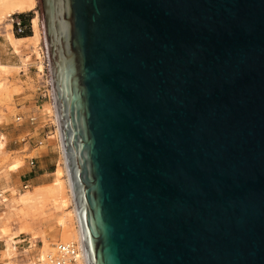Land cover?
Returning <instances> with one entry per match:
<instances>
[{"label": "water", "instance_id": "water-1", "mask_svg": "<svg viewBox=\"0 0 264 264\" xmlns=\"http://www.w3.org/2000/svg\"><path fill=\"white\" fill-rule=\"evenodd\" d=\"M88 264H264V0H40Z\"/></svg>", "mask_w": 264, "mask_h": 264}, {"label": "rangeland", "instance_id": "rangeland-1", "mask_svg": "<svg viewBox=\"0 0 264 264\" xmlns=\"http://www.w3.org/2000/svg\"><path fill=\"white\" fill-rule=\"evenodd\" d=\"M34 1L35 10L30 13L33 15L32 18L38 17L40 40L37 46L29 39L32 32L29 37L17 38L12 31V20H10L12 18L0 15L1 24L11 31V39L18 41L12 51L7 52V55L15 56L16 61L9 62L4 60L5 58H0V64L7 66V69L0 74V138L4 139L6 145L0 152V235L8 237V240L12 241L14 235L11 230H16L18 226L23 229L20 233L21 236L26 235L21 237V242L17 244V254L9 264H26L29 260L30 264H34L38 252L43 249L42 237H51L56 244L60 241H70L71 238L73 240L75 236V224L70 213L75 204L61 145L50 70L48 63L44 62L41 56L40 47L43 46L44 41L46 43L43 13L40 0ZM40 23L44 27L43 35L40 31ZM21 62H24L26 67L16 70L15 67L20 66ZM11 72L19 74L21 79L18 80L19 86L7 79L8 73ZM28 81H30L28 87L23 86ZM14 94L18 95L17 98ZM30 117H34V121H30ZM39 141H42L41 145H38ZM22 146L23 150H21ZM31 147L37 148L42 153L34 155L32 150L29 152ZM60 154L64 173L62 172L61 175L59 169L57 172L61 175L60 178L63 182L62 191L57 188L56 190L52 185V173L45 175L43 179L39 180L40 184L34 186L50 184L34 188L30 178L39 177L44 170L51 169L49 162L54 165ZM32 157L35 158L33 167L29 165V158ZM22 167H26L30 171L23 174ZM7 175L9 179H7ZM24 183L29 185L27 190L23 189ZM24 192L38 194L39 203L20 205L17 200L19 194ZM53 200L56 201V204L61 202L65 206L62 211L56 209L52 204ZM60 223L65 225L61 227ZM28 225L32 227V231ZM65 226L67 227L65 228ZM63 232L70 233V237L63 238ZM29 233H33L31 241L27 236ZM11 255L12 250L7 246L5 257Z\"/></svg>", "mask_w": 264, "mask_h": 264}, {"label": "bare ground", "instance_id": "bare-ground-1", "mask_svg": "<svg viewBox=\"0 0 264 264\" xmlns=\"http://www.w3.org/2000/svg\"><path fill=\"white\" fill-rule=\"evenodd\" d=\"M34 10H35V1L34 0H0V15L3 16V17H5V18H13L12 15H14V14L33 12ZM10 20H12V19H10ZM30 21H31V29H32L31 32H32V36L29 39L33 42V44L35 46H37V45H39V40H40L39 39V34H38V17H33ZM11 25H12V22H11ZM39 27H40V31H41V33L43 35L44 34L43 24L40 23ZM10 32L11 31L6 30V29H2L1 32H0L1 33L0 34V38H1V40H0V50L1 51L3 50L5 52V54H6L4 57L2 56L3 57L2 59L5 58L4 60H6V58H8L7 57L8 56L7 55V52L8 51H12V48L18 42V41H15V40H12L11 39ZM44 43H45V41H44ZM24 67H26L25 63L24 62H21L20 63V66H16L15 68H16V70L17 69L19 70L20 68H24ZM5 69H7V66L0 64V74H2L5 71ZM0 91H1V89H0ZM55 111H56V109H55ZM56 115H57V113H56ZM57 121H58V116H57ZM58 126H59V123H58ZM59 133H60V128H59ZM60 139H61V145H62V150H63L61 133H60ZM4 146H5V141L1 137L0 138V152L4 148ZM63 154H64V150H63ZM65 163H66V160H65ZM66 168H67L69 182H70V188H71V192H72L73 199H74V204H75V207H73V209H72V211L70 213H71V217L73 218V221H74V224H75V227H74L75 228L74 229V235L75 236H74V239L73 240H76L78 237H81V231H82V229H81V224H80V220H79V216H78V211H77V207H76V202H75V198H74V193H73V189H72V184H71V180H70V176H69V170H68L67 163H66ZM56 187H57L58 190H61L62 191L63 186H62L61 181H57L56 182ZM28 188H26L24 190H27ZM58 193H60V191ZM17 202L20 205H22V206H26L29 203L32 204V202L33 203H39V197L36 196V195H34L33 193L24 192V193L19 194V197H18ZM63 207H65V206H63L61 204V202H59L56 205V209L57 210H60V211L63 210ZM63 223H64V221H63ZM64 225L60 223V226L61 227L64 226ZM66 227L67 226H65V228ZM66 232L65 233L63 232L62 233L63 234V236H62L63 238L70 237V233H66ZM69 232H71V231H69ZM71 240H72V238H71ZM41 242L43 244V249L40 252H38L39 254H38L37 259H36V261H35L34 264H48L47 263L48 254H50L54 250L55 244H54V242H53V240H52L51 237H42L41 238ZM8 254H9V252L7 253V255Z\"/></svg>", "mask_w": 264, "mask_h": 264}, {"label": "crops", "instance_id": "crops-1", "mask_svg": "<svg viewBox=\"0 0 264 264\" xmlns=\"http://www.w3.org/2000/svg\"><path fill=\"white\" fill-rule=\"evenodd\" d=\"M2 22H0V29H6V30H8L7 28L8 27H6V26H3L2 24H1ZM6 54H5V52L2 50V51H0V58L2 59L4 56H5ZM3 56V57H2ZM8 57V60H7V58H6V61H9V62H12V61H16V57L15 56H7ZM7 79H9L10 80V82L11 83H13V84H15V85H17V86H19V82H18V80L20 81L21 79H20V77H19V74H15L14 72H11V73H8V75H7ZM30 84V81H28V82H26V83H24L23 84V86H25V87H28V85ZM14 96L17 98V94H14ZM5 140H6V138H5ZM6 146V145H5ZM21 150H23V146L21 147ZM31 150L33 151V153H34V155H40L42 152L40 151V150H38L37 148H33V147H31V149L29 150V152H31ZM61 160H62V156H61V154H60V157L55 161V164L53 165V163H51V162H49V165H51V169H49V170H44L41 174H40V176L39 177H37V176H33L32 178H30V181H32V183H33V186L34 185H38V184H40V183H38L39 182V180L40 179H43L44 177H45V175H48L49 173H52V180H51V183H52V185L55 187V189L57 188L56 187V182L57 181H61V175H62V172H63V168H64V166H63V160H62V162H61ZM58 164H59V166H58ZM63 166V167H62ZM55 168V169H54ZM22 169V171H23V174H25V173H28L30 170L28 169V168H26V167H22L21 168ZM60 170L61 171V175H59L58 174V172H57V170ZM63 169V170H62ZM54 170V171H53ZM53 171V172H52ZM64 173V172H63ZM7 179H9V176L7 175ZM3 180H5V179H3ZM61 183H62V186H63V182L61 181ZM48 184H50V183H48ZM48 184H45V185H41V186H34V188H40V187H42V186H46V185H48ZM34 195H36V193H34ZM37 196V195H36ZM31 203H29L28 205H30ZM32 204L34 205V203L32 202ZM35 204H38V203H35ZM52 204L56 207V201L55 200H53L52 201ZM28 228L32 231V227L30 226V225H28ZM23 231V229H22V227L21 226H18L17 227V229L16 230H11V233L14 235V237H13V240L11 241V240H8V237H6V236H1L0 235V264H9L10 263V261L12 260V258H14L15 256H16V254H17V244H19V242H21V240H22V236H26V235H22L21 236V232ZM41 233V232H40ZM36 235H37V233H35ZM27 236H29V241H31V239H32V236H33V233L32 234H27ZM46 237V236H45ZM48 237V236H47ZM14 241H16V242H14ZM9 247V249L10 250H12V255L10 256V257H5V249H6V247ZM24 252H27V251H24ZM30 260H29V262L28 263H26V264H30Z\"/></svg>", "mask_w": 264, "mask_h": 264}, {"label": "built area", "instance_id": "built-area-1", "mask_svg": "<svg viewBox=\"0 0 264 264\" xmlns=\"http://www.w3.org/2000/svg\"><path fill=\"white\" fill-rule=\"evenodd\" d=\"M12 31L14 34H24L27 31H31V23L25 24L18 14L12 16ZM43 48V49H42ZM42 53V59L49 65V55L47 43H44L40 47ZM34 117H30V121H34ZM42 141L38 142L41 145ZM35 158H29V165L34 166ZM27 183L23 184V189L28 188ZM48 264H88V259L85 251V246L82 237H78L76 240L60 241L55 244L53 252L48 254Z\"/></svg>", "mask_w": 264, "mask_h": 264}, {"label": "trees", "instance_id": "trees-1", "mask_svg": "<svg viewBox=\"0 0 264 264\" xmlns=\"http://www.w3.org/2000/svg\"><path fill=\"white\" fill-rule=\"evenodd\" d=\"M18 15L21 17V19L23 20V22L27 25L30 22V20L32 19V14L30 12L27 13H18ZM17 38H23V37H29L31 36V31H27L24 34H15Z\"/></svg>", "mask_w": 264, "mask_h": 264}]
</instances>
